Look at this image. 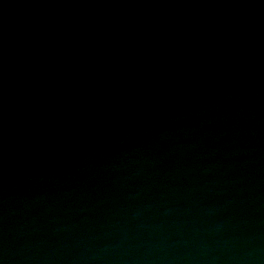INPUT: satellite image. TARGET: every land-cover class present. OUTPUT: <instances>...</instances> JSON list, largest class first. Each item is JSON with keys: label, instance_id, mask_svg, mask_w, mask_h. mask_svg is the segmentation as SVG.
Masks as SVG:
<instances>
[{"label": "water", "instance_id": "obj_1", "mask_svg": "<svg viewBox=\"0 0 264 264\" xmlns=\"http://www.w3.org/2000/svg\"><path fill=\"white\" fill-rule=\"evenodd\" d=\"M0 264H264V0H0Z\"/></svg>", "mask_w": 264, "mask_h": 264}]
</instances>
